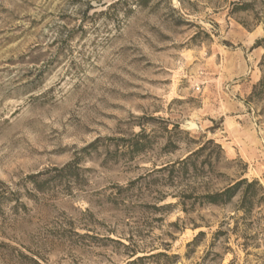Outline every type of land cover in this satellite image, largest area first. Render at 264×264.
I'll use <instances>...</instances> for the list:
<instances>
[{
	"label": "rangeland",
	"instance_id": "rangeland-1",
	"mask_svg": "<svg viewBox=\"0 0 264 264\" xmlns=\"http://www.w3.org/2000/svg\"><path fill=\"white\" fill-rule=\"evenodd\" d=\"M133 260L264 264V0H0V264Z\"/></svg>",
	"mask_w": 264,
	"mask_h": 264
},
{
	"label": "trees",
	"instance_id": "trees-1",
	"mask_svg": "<svg viewBox=\"0 0 264 264\" xmlns=\"http://www.w3.org/2000/svg\"><path fill=\"white\" fill-rule=\"evenodd\" d=\"M210 144L213 145V151H215L216 156L219 157V153L222 152V148L220 147L219 144L214 143L213 140L209 139L206 140L204 143H202L201 146L198 147L196 150L190 152L183 159H181L179 161V164L183 166L187 165L190 162L194 164L193 160L195 159V157H197L200 153H202L206 149V147H208V145ZM244 184L245 187L241 191V198H240L241 203L238 204V207L248 210L250 206L253 205V203H250L251 200L254 198V196H256L257 192L261 190V186L259 185L257 180L247 181V179L245 178L234 180L232 182L227 183L218 191L205 194L204 197L206 198L207 202L213 204L227 203L239 192V189ZM137 258H141V257H137ZM129 262L126 264H131L132 262H134V260Z\"/></svg>",
	"mask_w": 264,
	"mask_h": 264
}]
</instances>
